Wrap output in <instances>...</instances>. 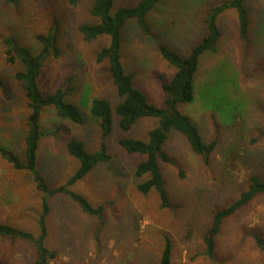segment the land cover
I'll list each match as a JSON object with an SVG mask.
<instances>
[{"label": "rangeland", "instance_id": "rangeland-1", "mask_svg": "<svg viewBox=\"0 0 264 264\" xmlns=\"http://www.w3.org/2000/svg\"><path fill=\"white\" fill-rule=\"evenodd\" d=\"M140 0H114L113 10L134 6ZM228 0H159L147 15L150 31L144 32L135 18L122 34V61L135 73V83L151 103L165 106L162 84L170 82L176 67L166 61L160 46L186 56L208 31L206 14ZM93 0L76 5L69 0H0V144L25 161L27 121L31 113L22 83L15 73L20 60L7 61L6 40L39 52L37 35L58 29L61 54L51 55L38 79L44 94L55 91L73 75V90L66 101L79 107L84 123L61 118L54 106H46L40 119L44 136L37 151V167L50 188L65 185L80 167L68 152V142L84 141L89 152L102 143L100 118L92 111L95 98H107L113 106L121 101L108 61L97 54L110 42L101 35L87 41L83 23L97 22ZM248 34L240 36L235 8L218 17L221 37L218 51H206L200 59L195 99L178 104L199 129L205 142L217 139L209 162L196 153L188 138L171 130L164 149L173 162L159 159L164 186L172 207H161L156 189L139 191L138 164L147 155L130 153L122 137L149 140L156 117H142L124 132L113 113L106 138L109 159L99 162L70 188L93 206L107 203L104 220L86 213L65 193L50 198L47 246L57 252L53 264H160L166 237L172 242L170 264H264V251L256 235L264 237V194L224 219L215 237V256L206 254L204 234L216 212L230 205L248 188L253 177L264 180V0H246ZM29 170L16 169L0 154V222L38 236L42 198ZM36 247L26 239L0 235L1 264H33Z\"/></svg>", "mask_w": 264, "mask_h": 264}, {"label": "trees", "instance_id": "trees-1", "mask_svg": "<svg viewBox=\"0 0 264 264\" xmlns=\"http://www.w3.org/2000/svg\"><path fill=\"white\" fill-rule=\"evenodd\" d=\"M3 1L8 4H18V0ZM80 1L69 0V4L76 5ZM245 1L228 0L212 8L205 18L208 31L190 54L183 56L165 45L160 46L163 58L176 67L172 80L162 84L167 96H165V106L160 107L151 103L145 96L146 94L137 87L135 73L127 71L121 54L123 29L128 20L135 18L142 30L149 32L150 25L147 21V15L159 0H140L134 6H120L116 10H113L114 0H93L92 14L97 18V22L83 23L80 30L87 41H93L101 35L110 36L109 44L102 47L98 52L97 62L108 61L109 70L121 101L113 106L107 98H95L93 100L91 111L96 117L100 118L102 128L103 140L101 146L98 151L92 153L86 149L84 141L76 138L70 140L67 146L68 152L80 160V167L67 180L68 182L65 185L55 188H50L37 167V151L45 134L41 128L40 119L44 108L47 105H52L59 117L69 118L77 124L84 123L85 119L79 107L66 101V96L73 90V75L68 76L65 82L53 92L44 94L40 91L38 79L46 60L51 55L58 57L61 54L58 45L59 32L56 27L51 28L47 33L37 35L41 42L39 52H34L30 47L20 44L13 36L8 37L6 40L8 46L6 59L12 63L17 60L23 63V68L15 73V78L22 83V90H24L29 101L31 113L27 121L25 161H22L15 152L1 144L0 154L12 163L16 169L29 170L33 175L37 189L45 195L42 198V210L38 218L40 227L38 236L3 222H0V235L30 240L34 243L37 252L33 264H53L51 260L57 256V252L50 249L46 244L48 236L47 217L51 208L50 198L57 193H65L70 196L86 213L97 216L102 224L104 210L108 204L103 203L99 206H93L84 195L73 191L70 186L83 178L99 162L108 161L106 138L112 130L114 112L118 115L120 128L124 132L129 131L135 122L142 117L149 116L159 119V124L150 130L149 140L122 137L120 144L130 153L139 152L147 155L146 159L138 164L136 170L138 177L148 176L145 180L137 183L139 191L148 194L154 188L160 196L161 207H172L159 165V159L173 162L169 153L164 149V143L171 130L179 131L188 138L193 150L201 155L206 162H209L210 156L217 146V139L205 142L197 126L187 114L178 108V104L191 102L195 99L200 59L206 51L217 52L219 49L218 42L221 37V30L218 25V17L224 10L230 7L236 9L239 16L240 36L242 39L247 38L249 12L245 6ZM2 85L3 82L0 80V87ZM261 194H264V180L253 177L248 188L241 192L236 200L216 212L211 226L204 234L207 255L212 258L215 256V237L220 232L224 219L235 214ZM255 237L258 245L264 251V237L260 235ZM171 252L172 242L166 237V245L160 264L171 263Z\"/></svg>", "mask_w": 264, "mask_h": 264}]
</instances>
